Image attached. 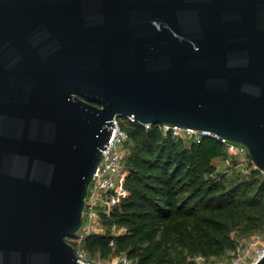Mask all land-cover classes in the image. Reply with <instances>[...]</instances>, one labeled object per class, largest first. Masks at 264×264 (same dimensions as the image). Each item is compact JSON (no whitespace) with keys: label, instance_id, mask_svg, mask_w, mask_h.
<instances>
[{"label":"water","instance_id":"obj_1","mask_svg":"<svg viewBox=\"0 0 264 264\" xmlns=\"http://www.w3.org/2000/svg\"><path fill=\"white\" fill-rule=\"evenodd\" d=\"M117 117L264 173V0H0V264H85L68 238Z\"/></svg>","mask_w":264,"mask_h":264},{"label":"trees","instance_id":"obj_2","mask_svg":"<svg viewBox=\"0 0 264 264\" xmlns=\"http://www.w3.org/2000/svg\"><path fill=\"white\" fill-rule=\"evenodd\" d=\"M120 118L133 151L126 159L129 196L102 216L106 233L85 237L87 252L126 254L136 264H185L188 254L223 256L235 248L237 233L264 229L261 170L227 182L213 164L229 154L216 137L186 141L161 125ZM74 238L68 241L77 248Z\"/></svg>","mask_w":264,"mask_h":264},{"label":"built area","instance_id":"obj_3","mask_svg":"<svg viewBox=\"0 0 264 264\" xmlns=\"http://www.w3.org/2000/svg\"><path fill=\"white\" fill-rule=\"evenodd\" d=\"M134 121L132 118H129ZM137 122V121H135ZM147 128L152 125H145ZM162 128L168 132L173 131L175 135H182L185 131L188 134L195 136L196 140L200 141L205 136H212L209 132H200L190 128H182L179 126H170L161 124ZM215 137V136H213ZM221 140L228 148V151L234 154L248 151L247 148L241 144L228 141L226 139ZM130 139L129 133L122 127V120L117 117L114 120V127L111 134V140L103 153V157L98 164L92 179L89 183L88 194L85 201L84 218L87 217V225L84 226V235L81 233L73 239L76 243L82 244L85 237L89 236L93 232H97L98 227L103 224L102 216L110 215L114 208L119 206L122 201L129 196V190L125 186V180L127 176L122 174L123 170V149L128 144ZM114 174L118 176V180L114 179ZM87 212V213H86ZM86 215V216H85ZM90 217V220H89ZM83 228V227H82ZM87 228V231H85ZM81 231V230H80ZM124 230H120L117 234H121ZM259 241L252 240L251 243L239 242L224 261H218L216 264H256L264 256V243L259 246ZM114 242H111L113 245ZM79 261L88 264L84 261V255L82 251L76 248ZM129 264L128 257H121L112 264ZM206 257L204 255H198L185 264H205ZM106 264V263H100Z\"/></svg>","mask_w":264,"mask_h":264},{"label":"rangeland","instance_id":"obj_4","mask_svg":"<svg viewBox=\"0 0 264 264\" xmlns=\"http://www.w3.org/2000/svg\"><path fill=\"white\" fill-rule=\"evenodd\" d=\"M179 136H182L184 139H187L186 141H189L188 139H196L195 136H192L185 131H183L182 135H179ZM132 152H133L132 148L128 144L123 149V153H124L123 157L124 158H123L122 174L124 176H128L130 173L128 164L126 163L127 162L126 159L129 155L132 154ZM213 164L217 169L216 173H218L220 175H225L227 182L232 181V180L236 181L239 177L244 178V177L250 176L251 173L255 169H257V167L253 163L252 158L249 155L248 151L237 153V154L229 152V154L226 155L225 157L215 159L213 161ZM220 178H221V176L218 177L219 180H220ZM114 179L116 181L118 180V176L115 174H114ZM86 219H87V217L84 218L85 226L87 225ZM89 220H90V217H89ZM113 230L115 231V233H118L120 230L123 231L124 229L123 228H117L114 226ZM85 231H87V228ZM107 231H108V227L105 226L104 224H102L100 227H98L97 232L95 231L93 233L103 234V233H106ZM80 233H81V235H84V226L81 229V231L79 232V234ZM235 237H236L235 238L236 239V246L239 242L251 243L252 240L259 241L260 242L259 246H262V242L264 243V229H262L258 232H255V233H237V235ZM236 246H235V248H236ZM77 247L82 251V253L84 255V261L88 264H100V263L112 264L113 262L120 259L121 257H128L126 254H112L107 258H103L99 254L98 255H91L89 252H87L85 250L83 242H82V244H78ZM231 251H228L226 254H224L223 256H220V257L205 256L206 257V263L205 264H216L218 261H224L229 257V254ZM198 255H200V254H196V255L188 254L186 262L194 260V258L197 257ZM129 264H136V262L129 258Z\"/></svg>","mask_w":264,"mask_h":264}]
</instances>
